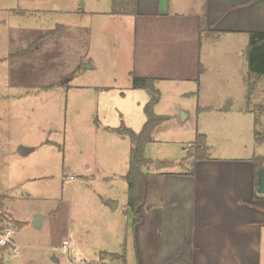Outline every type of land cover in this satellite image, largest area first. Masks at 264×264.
<instances>
[{"label":"rangeland","instance_id":"1","mask_svg":"<svg viewBox=\"0 0 264 264\" xmlns=\"http://www.w3.org/2000/svg\"><path fill=\"white\" fill-rule=\"evenodd\" d=\"M86 1L85 12L75 14L57 12L73 0L66 7L57 0H0V210L19 249L16 256L4 249L3 264H139L126 180L132 143L114 129L139 132L153 92L132 86L135 18L108 13L111 0ZM57 25H64L58 36L42 39ZM36 39L42 43L31 57H8ZM232 83L227 75L224 95L234 93ZM172 84L157 83L154 112L175 118L154 130L146 153L152 168L188 171L198 135L215 147L216 121L185 118L182 109L192 112L203 101L188 93L197 90L193 82ZM260 88L255 106H264V78ZM253 115L261 136L264 110Z\"/></svg>","mask_w":264,"mask_h":264},{"label":"crops","instance_id":"2","mask_svg":"<svg viewBox=\"0 0 264 264\" xmlns=\"http://www.w3.org/2000/svg\"><path fill=\"white\" fill-rule=\"evenodd\" d=\"M68 1L57 0L65 3V7ZM86 2L73 0L68 8L57 12H85ZM112 3L113 0L107 11L111 14ZM127 3L131 12L112 15L135 18L132 74L153 78L155 85L173 83L170 87L193 82L197 90L188 93L203 102L192 112L182 109L185 118L216 121V145L209 151H215L217 156L208 152L206 159L190 158L192 169L188 171H164L152 168V164L145 167V194L137 209L140 221L134 224L133 245L138 263L260 264L264 194L255 186L253 157H264V134L256 135L253 114L257 109L262 112L264 106L252 102L261 91L264 75L257 81L247 104V53L250 35L264 33V0H128ZM89 11L99 10L92 7ZM60 26L55 35L47 36L48 30L42 39L58 36L64 25ZM42 39L16 52L37 40L42 43ZM39 49L40 44L24 57H31ZM217 73L218 80L208 77ZM227 75L232 79L234 93L224 95ZM67 76L73 78V72ZM161 115H169L168 121L175 118L173 114ZM227 119L229 126L222 124ZM257 137L262 140L257 141ZM182 159L187 160L186 156ZM12 219L18 221L13 215ZM119 255L126 263V256Z\"/></svg>","mask_w":264,"mask_h":264},{"label":"trees","instance_id":"3","mask_svg":"<svg viewBox=\"0 0 264 264\" xmlns=\"http://www.w3.org/2000/svg\"><path fill=\"white\" fill-rule=\"evenodd\" d=\"M128 0H113L112 14L129 13L131 10L128 8ZM61 26L58 25L55 29L49 30L47 36L55 35ZM40 41H36L31 44L27 49L16 52L11 56L15 58L18 56H28L36 45H39ZM248 61H249V73L247 76V104L250 102V98L256 89L257 81L264 75V33H252L250 35L249 48H248ZM132 86L136 89H147L153 92L151 100L146 104V121L143 128L139 132L133 131L131 128L121 126L114 129L119 134L129 137L132 147L129 153V165L128 172L126 174V180L128 183V208L134 215L133 223L136 224L140 221L138 213V206L143 202L145 194V179L144 169L147 165L151 164L152 159L147 156L146 148L153 139L154 130L164 122L171 119L169 115H160L154 112V107L159 101V90L156 88L155 79L149 77H137L133 75ZM230 106V104H229ZM228 107V105H227ZM201 111V108H198ZM262 138V137H261ZM257 137V141L262 140ZM194 152L187 154V156L198 159H206L208 157L209 148L206 145V136L200 134L197 136V140L194 144ZM253 163L255 167V186L258 185L259 174L264 163L263 156L253 157ZM3 200L0 201V209L3 208ZM7 220L5 214L0 210V227L2 223ZM15 225L22 226L23 223L15 221ZM5 248L0 247V256ZM115 255L116 254H111ZM0 264L3 262L0 259Z\"/></svg>","mask_w":264,"mask_h":264},{"label":"built area","instance_id":"4","mask_svg":"<svg viewBox=\"0 0 264 264\" xmlns=\"http://www.w3.org/2000/svg\"><path fill=\"white\" fill-rule=\"evenodd\" d=\"M0 247L10 248L13 255L16 256L18 252V247L14 243V231L12 229H7L5 226L0 227ZM63 252H68V242L65 241L63 246Z\"/></svg>","mask_w":264,"mask_h":264},{"label":"water","instance_id":"5","mask_svg":"<svg viewBox=\"0 0 264 264\" xmlns=\"http://www.w3.org/2000/svg\"><path fill=\"white\" fill-rule=\"evenodd\" d=\"M257 190L260 193H263L264 194V171H263V169H261L260 174H259V181H258ZM112 205H113V208L115 209L117 207V205H118V202H114ZM33 223H34V225L36 227H40L41 226V217L36 216L34 218V220H33Z\"/></svg>","mask_w":264,"mask_h":264}]
</instances>
